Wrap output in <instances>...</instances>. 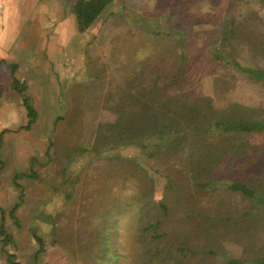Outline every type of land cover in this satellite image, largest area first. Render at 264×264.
Returning a JSON list of instances; mask_svg holds the SVG:
<instances>
[{
    "label": "rangeland",
    "instance_id": "374dc122",
    "mask_svg": "<svg viewBox=\"0 0 264 264\" xmlns=\"http://www.w3.org/2000/svg\"><path fill=\"white\" fill-rule=\"evenodd\" d=\"M158 8L164 6L157 0H114L100 16L103 24L99 32L105 37L103 43L96 42L94 60L86 66L79 65L70 78L69 72L64 77L65 72L55 69L56 47L49 42L42 47L44 37L29 40L24 52L31 53L27 55L15 42L9 45L7 54L0 53V61L5 63L0 64V158L4 162L0 206L6 210L4 224L12 235L11 243H0V264L8 262V254H14L13 260L19 264H34L38 243L32 237V228L44 239V251L37 264H77L71 252L79 227L77 218L83 213L82 203L103 201L108 191L126 198L138 194L137 182L131 175L120 177L117 187L106 182L109 160L105 155L114 153L101 149L96 130L101 120L111 119L106 106L112 101L105 90L126 86L121 67L131 56L139 58L146 51L147 36L140 17L156 15ZM232 12L234 23H228L223 33H228L233 58L240 66L264 69V0H239ZM165 17L182 32L193 30L194 25L179 17L166 12L161 19ZM168 40L167 45H171ZM70 61L65 65L69 66ZM10 64L17 66L12 73ZM219 74L231 84L225 101L246 107L248 114L264 119V86L235 68H220ZM13 76L20 81L18 89ZM211 81L210 76L202 78L203 90L213 95ZM22 94L37 112L28 130L19 127L27 121ZM137 107L138 102L132 101L131 108ZM189 139L184 141L183 151ZM226 141L227 146L210 152L204 179L221 172L224 177L241 179L252 189L264 192V135ZM137 152L138 148L129 146L120 154ZM147 163L142 160L154 180L156 197H161L169 184ZM180 163L179 158L176 165ZM19 172L34 173L33 177L18 178L21 188L13 185L14 174ZM96 176L99 178L89 183ZM93 183L106 189V195L90 191ZM204 195L208 199L198 202L199 207L202 212L211 207L219 221L215 220V229L206 224L197 227L195 223L187 228L189 243L209 252L197 258V264H226L229 259L250 261L264 256V206L256 213L242 215L250 212L252 205L240 194L219 187L205 190ZM15 203L19 206L13 218L8 212ZM121 239L125 244L131 242L128 230H122Z\"/></svg>",
    "mask_w": 264,
    "mask_h": 264
},
{
    "label": "trees",
    "instance_id": "16d2710c",
    "mask_svg": "<svg viewBox=\"0 0 264 264\" xmlns=\"http://www.w3.org/2000/svg\"><path fill=\"white\" fill-rule=\"evenodd\" d=\"M157 1L164 8H158L156 15L140 17L147 36L146 51L139 58L131 56L121 67L126 86L105 90L112 101L106 106L111 119L101 120L96 130L101 149L114 153L105 155L109 160L106 182L117 187L124 174L131 175L137 182L138 194L126 198L108 191L103 201L82 203L83 213L77 218L79 227L71 252L77 264H197V258L209 252L189 243L187 228L192 223L213 228L215 220L219 221L211 207L202 212L198 205L207 198L205 190L221 187L248 199L251 211L242 215L256 213L264 206V192L252 189L241 179L224 177L221 172L209 180L203 177L210 152L227 146L225 140L264 135V119L248 114L246 107L225 101L231 84L219 74L220 68H235L264 86V69L240 66L231 54L228 33H223L228 23H234L232 8L239 0ZM112 2L76 0L72 12L78 31L86 30ZM165 12L194 25L193 30L176 29L167 17L161 19ZM167 39L171 45H167ZM16 67L9 65L11 73ZM206 75L212 80L213 95L203 90L202 78ZM12 79L18 89L20 81L14 76ZM21 97L27 121L19 127L28 130L37 112L28 97ZM132 101L138 102L137 108H131ZM188 137L187 150L183 151ZM129 146L140 152L120 154ZM179 158L181 163L176 165ZM142 160L165 176L169 186L162 198L156 197L154 180ZM3 166L0 158V172ZM31 176L34 173H15L13 185L21 188L18 178ZM97 178L91 177L89 183ZM93 184L90 191L106 195V189L97 187L99 183ZM18 206L15 203L9 210L10 217H16ZM5 216L6 210L0 206L2 245L12 242ZM123 229L131 236L129 244L121 239ZM31 234L38 243L33 257L37 264L44 251V239L34 228ZM14 257L8 254V262L3 264H19ZM226 264H264V256L250 261L229 259Z\"/></svg>",
    "mask_w": 264,
    "mask_h": 264
},
{
    "label": "crops",
    "instance_id": "0c3cea01",
    "mask_svg": "<svg viewBox=\"0 0 264 264\" xmlns=\"http://www.w3.org/2000/svg\"><path fill=\"white\" fill-rule=\"evenodd\" d=\"M75 1L0 0L1 55L7 54L6 50L11 43L15 42L19 49L24 52V50L27 51L26 48L29 46L30 39L38 40L44 37L45 43L41 44L42 47L47 46L48 42L51 46L56 47L53 49L54 53L57 50L55 69L65 72L64 77H67V72L70 73L69 78L72 77L73 70L80 68L79 65L86 66L94 60L96 42L103 43L105 37L103 33L99 32L100 24H103V18L100 16L86 30L78 31L72 12V4ZM20 40L25 42L22 43ZM44 55L46 54L44 53ZM64 56V59L60 58ZM69 60L71 63L66 66L65 64ZM0 64L5 63L2 60Z\"/></svg>",
    "mask_w": 264,
    "mask_h": 264
}]
</instances>
